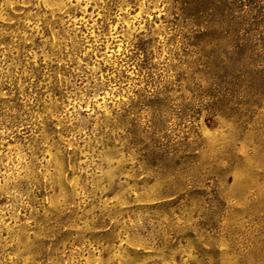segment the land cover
I'll list each match as a JSON object with an SVG mask.
<instances>
[{
    "label": "rangeland",
    "instance_id": "374dc122",
    "mask_svg": "<svg viewBox=\"0 0 264 264\" xmlns=\"http://www.w3.org/2000/svg\"><path fill=\"white\" fill-rule=\"evenodd\" d=\"M212 1L0 0V264H264V23Z\"/></svg>",
    "mask_w": 264,
    "mask_h": 264
},
{
    "label": "trees",
    "instance_id": "16d2710c",
    "mask_svg": "<svg viewBox=\"0 0 264 264\" xmlns=\"http://www.w3.org/2000/svg\"><path fill=\"white\" fill-rule=\"evenodd\" d=\"M211 4L209 23L220 34L216 40L222 45V54L245 58L258 53L263 41L257 35H262L264 0H214ZM261 44L264 48V41Z\"/></svg>",
    "mask_w": 264,
    "mask_h": 264
}]
</instances>
